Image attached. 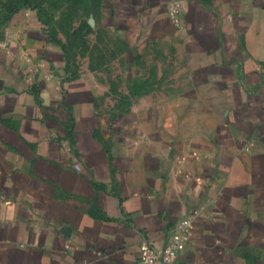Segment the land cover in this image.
I'll list each match as a JSON object with an SVG mask.
<instances>
[{
  "label": "crops",
  "instance_id": "crops-1",
  "mask_svg": "<svg viewBox=\"0 0 264 264\" xmlns=\"http://www.w3.org/2000/svg\"><path fill=\"white\" fill-rule=\"evenodd\" d=\"M167 2L109 0L110 54L79 65L37 14L11 25L0 264H139L196 209L176 264H264V0H187L179 28Z\"/></svg>",
  "mask_w": 264,
  "mask_h": 264
},
{
  "label": "rangeland",
  "instance_id": "rangeland-1",
  "mask_svg": "<svg viewBox=\"0 0 264 264\" xmlns=\"http://www.w3.org/2000/svg\"><path fill=\"white\" fill-rule=\"evenodd\" d=\"M108 1L0 0V43L7 37L14 21L22 18L25 11H30V15L34 13L41 18L54 39L65 42L74 65H79V61L87 56L108 55L110 51L101 48L99 42H109L110 34L93 29Z\"/></svg>",
  "mask_w": 264,
  "mask_h": 264
},
{
  "label": "built area",
  "instance_id": "built-area-1",
  "mask_svg": "<svg viewBox=\"0 0 264 264\" xmlns=\"http://www.w3.org/2000/svg\"><path fill=\"white\" fill-rule=\"evenodd\" d=\"M187 0H168L167 14L172 24L179 28L184 19V11ZM74 167L81 169L79 161L74 163ZM199 213L196 209L192 215L182 216L169 241L157 246L154 239L143 238L139 243V264H176L177 257L182 247L189 241L193 228V215Z\"/></svg>",
  "mask_w": 264,
  "mask_h": 264
},
{
  "label": "trees",
  "instance_id": "trees-1",
  "mask_svg": "<svg viewBox=\"0 0 264 264\" xmlns=\"http://www.w3.org/2000/svg\"><path fill=\"white\" fill-rule=\"evenodd\" d=\"M40 18V17H39ZM41 19V18H40Z\"/></svg>",
  "mask_w": 264,
  "mask_h": 264
}]
</instances>
